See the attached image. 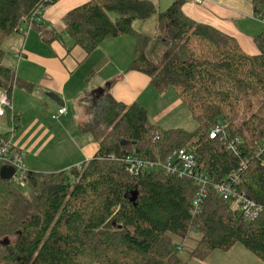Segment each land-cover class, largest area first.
Returning a JSON list of instances; mask_svg holds the SVG:
<instances>
[{
  "label": "trees",
  "instance_id": "1",
  "mask_svg": "<svg viewBox=\"0 0 264 264\" xmlns=\"http://www.w3.org/2000/svg\"><path fill=\"white\" fill-rule=\"evenodd\" d=\"M57 1L0 0V88L10 98L16 86L28 85L3 65V42L29 23L37 7ZM185 1L159 9L153 0H89L65 14L72 45L88 53L107 38L132 37L128 69L148 74L160 94L173 89L197 126L164 128L139 102L109 95L108 111L89 122L99 143L91 159L56 172L29 169L26 192L0 174V264H186L173 235L187 238L195 229L201 237L192 256L204 259L241 244L264 264V209L249 219L211 187L203 208L193 214L192 180L163 171L132 175L123 161L128 154L164 159L184 147L212 181H221L249 158L241 187L264 206V152L255 155L264 137V32L255 37L260 53L247 54L234 37L185 14ZM253 4L264 16V0ZM153 16L161 32L160 63L150 54L153 37L134 26ZM7 115L9 122L19 121L10 109ZM219 120L243 140L239 153L209 136ZM132 190H138L135 202L126 196Z\"/></svg>",
  "mask_w": 264,
  "mask_h": 264
},
{
  "label": "crops",
  "instance_id": "2",
  "mask_svg": "<svg viewBox=\"0 0 264 264\" xmlns=\"http://www.w3.org/2000/svg\"><path fill=\"white\" fill-rule=\"evenodd\" d=\"M88 1L58 0L44 9L38 25L29 28L24 24L28 27L26 32L18 30L3 42V65L28 85V88L16 86L11 100L12 112L19 118L14 142L26 149L29 169L39 170L37 167L42 162H48L54 168L44 171L56 172L91 159L99 143L92 132L89 136L83 135L79 126L91 123L97 115L108 111L109 95L126 104L139 102L147 108L149 117L152 115L150 120L164 128L187 129L193 120L176 92L164 93L169 96L164 102L162 94L151 85L148 74L128 69L134 58L132 37L107 38L89 53L81 46L72 45L64 16ZM153 1L159 9H164L159 6L162 0ZM173 1L165 0V8ZM183 11L194 20L234 37L245 53H260L255 37L264 32V22L256 17L253 0H203L201 3L186 0ZM154 20L157 22L156 16L136 20L134 26L148 33L144 27L148 22L157 26ZM50 93L58 95L64 104H58ZM81 105L87 107L84 115L76 109ZM62 106L67 111L60 114ZM1 124V133H4L8 115L1 119ZM241 256L242 264L254 258L246 251Z\"/></svg>",
  "mask_w": 264,
  "mask_h": 264
},
{
  "label": "built area",
  "instance_id": "3",
  "mask_svg": "<svg viewBox=\"0 0 264 264\" xmlns=\"http://www.w3.org/2000/svg\"><path fill=\"white\" fill-rule=\"evenodd\" d=\"M193 1L201 3L203 0ZM44 9L45 7L43 5L36 8L31 20L27 24L29 28L32 27L33 22H41ZM256 17L264 22V16L257 14ZM27 28L20 26L19 30L21 32H26ZM8 109L13 111L12 100L8 92L0 88V162L3 164H11L15 168V173L11 178L14 182L19 183L21 186H25L24 175L29 170L25 161L27 151L25 148L17 146L14 142V136L18 127L17 121H8L5 132L1 133V119L7 116ZM66 111V106L59 108L60 114ZM227 127V122L219 120L211 127L209 136L212 139H219L228 150L239 153L240 147L243 145V140L238 136H233ZM263 152L264 137L257 142L255 155L260 156ZM112 156L114 157V154ZM262 160L264 162V156ZM123 161L126 164V170L132 175L150 171H163L170 176L192 180L194 184L197 185V190L192 199L193 214H197L201 211L211 187L216 196L230 201L235 208L249 219L257 218L264 209L262 204L250 198L241 187V173L249 162V158L243 161L239 169L234 170L221 181H212L210 172L201 166L197 156L184 147L174 149L164 159H151L137 154H128L124 157Z\"/></svg>",
  "mask_w": 264,
  "mask_h": 264
},
{
  "label": "rangeland",
  "instance_id": "4",
  "mask_svg": "<svg viewBox=\"0 0 264 264\" xmlns=\"http://www.w3.org/2000/svg\"><path fill=\"white\" fill-rule=\"evenodd\" d=\"M162 8H165V0H162L161 5ZM153 22L157 23L156 20ZM144 28L147 30V32L153 37L154 41L151 46L150 54L153 58V61L155 63H160L163 58L162 53V44L159 41V38L161 37V32L159 31L156 24H152V22H148ZM172 93H175L173 89H170ZM170 92V93H171ZM162 101L167 102L169 100V96L167 95H161ZM76 109L78 110L79 114L84 115L86 113L87 107L86 106H77ZM152 115L150 114V117ZM152 119V118H151ZM153 120V119H152ZM197 124L194 120H192L190 127L188 126V130H194L196 128ZM81 133L83 135H91V130L89 129V122H86L85 124L82 123L79 126ZM51 163H41L37 168L39 170H53L54 167H51ZM16 186L23 192H26L27 188L25 186H21L19 183H16ZM201 237V233L198 230H193L190 233V236L187 238H182L178 235H173V243L178 248V255L185 261L186 264H242V256L241 252L246 251L250 253L254 258H252V262L246 261L248 264H259L260 259L255 256L251 251L246 249L243 245L237 244L229 251H224L221 249L213 250L207 258L199 259L191 255V250L194 248V246L197 244L198 239Z\"/></svg>",
  "mask_w": 264,
  "mask_h": 264
},
{
  "label": "water",
  "instance_id": "5",
  "mask_svg": "<svg viewBox=\"0 0 264 264\" xmlns=\"http://www.w3.org/2000/svg\"><path fill=\"white\" fill-rule=\"evenodd\" d=\"M50 96L52 99H54L58 104H64V101L56 94L50 93ZM124 143H127V140L123 141ZM15 173V168L11 164H3L1 167V176L3 178H10L11 175ZM126 196L133 202L136 201L138 197V190H132L126 193Z\"/></svg>",
  "mask_w": 264,
  "mask_h": 264
}]
</instances>
